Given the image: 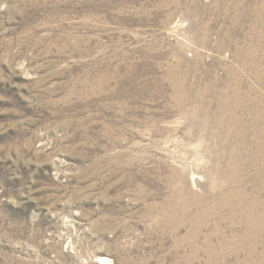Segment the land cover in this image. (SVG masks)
Segmentation results:
<instances>
[{"label":"rangeland","instance_id":"374dc122","mask_svg":"<svg viewBox=\"0 0 264 264\" xmlns=\"http://www.w3.org/2000/svg\"><path fill=\"white\" fill-rule=\"evenodd\" d=\"M263 38L264 0H0V264H260L168 207L224 153L205 106L264 116Z\"/></svg>","mask_w":264,"mask_h":264},{"label":"bare ground","instance_id":"6f19581e","mask_svg":"<svg viewBox=\"0 0 264 264\" xmlns=\"http://www.w3.org/2000/svg\"><path fill=\"white\" fill-rule=\"evenodd\" d=\"M188 95V92L183 94L184 97ZM235 98L220 101V106H216L214 112L209 106H205L202 112L206 116L212 115L216 127L226 132L225 136L214 137L219 141L218 150L221 148L224 153L215 150L209 165L199 169L204 171L207 180L212 181L211 186L196 193L180 183L184 181L182 176L178 181L180 185L175 189V197L168 207L170 215L179 218L180 225H188L192 229V225L196 226V232L190 234L183 244L201 245L212 254L216 247L225 250L232 245L234 249H242L248 244L254 248L264 235L263 110L253 109V105ZM197 99L200 103L203 100L200 97ZM237 112L243 114L237 115ZM261 258L263 260L260 264H264V254Z\"/></svg>","mask_w":264,"mask_h":264}]
</instances>
